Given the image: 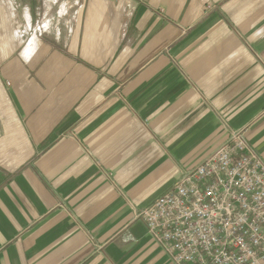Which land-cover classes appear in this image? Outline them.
I'll list each match as a JSON object with an SVG mask.
<instances>
[{
  "label": "crops",
  "instance_id": "obj_1",
  "mask_svg": "<svg viewBox=\"0 0 264 264\" xmlns=\"http://www.w3.org/2000/svg\"><path fill=\"white\" fill-rule=\"evenodd\" d=\"M229 130L264 162V0H0V264H174L136 213Z\"/></svg>",
  "mask_w": 264,
  "mask_h": 264
},
{
  "label": "built area",
  "instance_id": "obj_2",
  "mask_svg": "<svg viewBox=\"0 0 264 264\" xmlns=\"http://www.w3.org/2000/svg\"><path fill=\"white\" fill-rule=\"evenodd\" d=\"M174 264H264V162L244 132L137 211Z\"/></svg>",
  "mask_w": 264,
  "mask_h": 264
}]
</instances>
